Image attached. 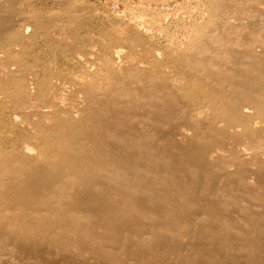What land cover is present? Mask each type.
<instances>
[{
	"label": "bare ground",
	"instance_id": "1",
	"mask_svg": "<svg viewBox=\"0 0 264 264\" xmlns=\"http://www.w3.org/2000/svg\"><path fill=\"white\" fill-rule=\"evenodd\" d=\"M13 2L0 0V88L32 77L22 110L49 133L46 155L0 162V264H264V37L239 47L238 36L211 32L227 63L187 60L174 76L185 51L144 55L150 23L138 22L129 51L111 52L119 66L85 59L83 76L65 77L12 54L24 42L5 38L21 19ZM75 10L31 19L59 41V21H85ZM164 150L182 167H159Z\"/></svg>",
	"mask_w": 264,
	"mask_h": 264
},
{
	"label": "rangeland",
	"instance_id": "2",
	"mask_svg": "<svg viewBox=\"0 0 264 264\" xmlns=\"http://www.w3.org/2000/svg\"><path fill=\"white\" fill-rule=\"evenodd\" d=\"M263 5L264 0H15L10 8L20 14L21 19L5 26L8 27L5 38L11 40L12 35L16 34L24 36L23 45L12 48V54H17L21 66L28 69L36 68L35 65L38 68L43 66L42 68L47 67L60 76L64 74L65 77L83 76L85 59L98 65L103 62L112 64L114 61L115 65L119 66L122 57L113 59V48L120 46L124 51H129L130 47L125 38L135 27L140 28L144 24L141 27H146L144 30L147 29L148 34L142 37V40H146L143 42L144 48L139 49L145 51L144 55L156 51L160 56L165 55L167 50H184L182 58L171 64L173 75L182 76L187 74V60L191 66L210 67L220 62L227 63L228 52L223 51L226 48L209 39L205 40L211 32L218 37L229 34L238 36L239 47H245L252 44L250 41L264 37V13L260 12ZM70 9H77L75 13L83 16L85 21L81 22V25L73 24L74 27L67 20L59 21L58 25L64 30V36L59 38V41L57 38L47 37L31 19L36 15L62 14ZM150 16L152 21L157 20L159 23L155 21L156 25L151 24ZM136 20L137 25L133 24ZM238 20L241 23H238ZM231 21L237 22L241 27L239 28L237 23L235 28L230 27L228 22L231 24ZM242 21L244 24L247 22L246 26ZM251 22H254V25H250ZM145 23L150 24L145 26ZM225 24H228L227 27ZM67 32H70V35ZM72 44H76V49H68ZM174 54L178 55L176 52ZM256 55L264 59L261 50ZM0 56L3 57V54L0 53ZM75 56H79L82 62L78 63L74 59ZM90 70L94 73L95 67ZM16 79L19 81L18 85H10L4 90L0 88V162L9 167L30 161L31 157L27 154L32 156L33 161L48 152V144L42 133L49 131L27 122L28 117L22 110L27 97L26 80L28 79L29 83L32 77L25 79L24 76H16ZM203 80L207 81L205 78ZM175 98L187 102L181 95ZM198 108L193 107L192 110ZM86 116L87 111H83L78 120L82 121ZM159 163L162 164L159 167L166 168H171L172 165L180 168L183 165L180 158L172 161L165 150L162 151ZM213 172L216 178L220 177L219 170ZM210 182L211 180L207 179L205 183L211 186ZM217 186L218 179L215 180V186L211 187L216 189Z\"/></svg>",
	"mask_w": 264,
	"mask_h": 264
}]
</instances>
